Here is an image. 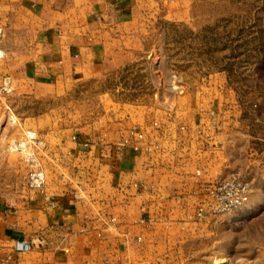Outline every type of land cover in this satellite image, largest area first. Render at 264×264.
<instances>
[{"label":"crops","instance_id":"crops-1","mask_svg":"<svg viewBox=\"0 0 264 264\" xmlns=\"http://www.w3.org/2000/svg\"><path fill=\"white\" fill-rule=\"evenodd\" d=\"M149 4L0 0V79L52 86L123 62L141 44L149 13L142 9ZM207 89L190 99L184 131L177 109L174 120L157 109L161 126L139 150L134 140H122L125 122L99 135L87 128L44 135L38 126L34 140L44 138L52 156L67 159L85 192L33 188L0 205V264H188L187 242L201 223L189 216L207 202L206 186L233 170L236 140L248 132L245 109L227 80ZM151 116L130 125L144 129ZM27 239L32 248L16 251Z\"/></svg>","mask_w":264,"mask_h":264},{"label":"rangeland","instance_id":"rangeland-1","mask_svg":"<svg viewBox=\"0 0 264 264\" xmlns=\"http://www.w3.org/2000/svg\"><path fill=\"white\" fill-rule=\"evenodd\" d=\"M151 1L142 9L149 13L141 44L123 62L52 86L0 79V205L37 188L33 174L39 171L43 192L51 186L85 192L82 175L65 157L52 156L44 138H30L38 126L44 135L86 128L99 135L125 122L124 141L134 130L132 120L153 116L139 130L146 138L158 129L155 121L161 126L157 109L170 120L177 109L184 131L190 99L223 78L245 109L248 130L236 140L231 169L243 173L252 195L240 211L201 221L187 242L188 264H264V0Z\"/></svg>","mask_w":264,"mask_h":264},{"label":"built area","instance_id":"built-area-1","mask_svg":"<svg viewBox=\"0 0 264 264\" xmlns=\"http://www.w3.org/2000/svg\"><path fill=\"white\" fill-rule=\"evenodd\" d=\"M153 126L156 128L160 127L157 121L154 122ZM204 127L205 123L199 122L200 133L204 132ZM30 138L34 140L35 136L31 135ZM132 140L135 141L134 148L139 150L140 146L138 143L145 140L144 132L132 130L130 137L124 141L130 142ZM147 150H149L148 147ZM198 173H200L199 170ZM33 176V184L37 188L42 189L45 180L43 171H39ZM206 194L208 196L207 202L197 207L195 212L189 216L191 220L201 222L209 216L229 215L240 211L251 200L252 186L240 170H235L207 185ZM31 248L32 242L30 239L20 241L15 246L16 251H24Z\"/></svg>","mask_w":264,"mask_h":264}]
</instances>
